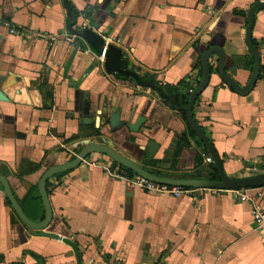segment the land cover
I'll use <instances>...</instances> for the list:
<instances>
[{"label":"crops","instance_id":"obj_1","mask_svg":"<svg viewBox=\"0 0 264 264\" xmlns=\"http://www.w3.org/2000/svg\"><path fill=\"white\" fill-rule=\"evenodd\" d=\"M259 1L264 2L68 0V5L80 22L121 50L129 71L186 100L203 80V54L212 51L210 82L195 102L194 116L226 176L239 179L264 174V77L242 93L254 67L246 42L248 14ZM69 23L64 0H0V90L8 98L0 101V176L8 179L26 215L36 222L43 215L40 193V199H30L43 173L74 160L90 144L109 146L166 178L212 175L215 165L205 164L206 148L191 135L182 111L133 78L107 72L69 32ZM252 40L262 69L264 10L255 14ZM117 112L121 121L143 116L146 122L139 133L113 129L111 115ZM151 141L158 146L153 158ZM94 160L100 165L88 164ZM109 164L120 166L92 154L47 184L53 216L45 232L72 242L82 264H264V232L253 218L252 202L234 200L230 190L195 189L178 198L146 192L108 176L103 165ZM243 190L264 208V187ZM31 254L43 264H78L70 245L28 230L0 184V264H37Z\"/></svg>","mask_w":264,"mask_h":264},{"label":"water","instance_id":"obj_2","mask_svg":"<svg viewBox=\"0 0 264 264\" xmlns=\"http://www.w3.org/2000/svg\"><path fill=\"white\" fill-rule=\"evenodd\" d=\"M64 8L67 12V16L70 20L68 25L69 32L83 40L90 50L94 52L97 56L101 55L105 46V39L97 31L92 28H88L87 25L79 21L78 12L74 11L69 5L68 0H64ZM264 10V2L259 1L255 3L249 10L248 14V26L246 30V42L248 50L254 59V67L251 74L249 84L245 90H242V93L247 94L253 91L256 86V83L260 77L261 73V55L258 52L257 48L253 44L252 40V31L255 21V14ZM78 26V29L74 27ZM212 51H208L203 54L202 64L204 68V75L201 84L198 88L192 93L188 105L185 107H179L176 105V98L170 96L164 92L162 87L158 84L150 81L141 80L134 72L128 70V62L122 58V52L120 49L116 48L114 45L110 44L107 46L106 60L104 63V69L107 72L113 74H122L127 77H131L136 82H138L142 87L150 88L156 92L168 102L169 107L173 110L182 111L186 113V118L190 129L196 134V136L203 143L204 147L207 149L211 155L215 168L219 174L220 180L214 181L212 177L208 174H204L201 180H188V179H172L152 174L139 164L131 161L120 153L116 152L114 149L109 146L102 144H90L86 146L83 151L72 161L67 162L62 165L54 166L47 169L41 176L38 182V188L40 197L43 202L45 214L44 218L40 222L33 221L30 219L24 212L22 206L19 204L18 200L15 197V194L12 190V187L7 178L0 176V184L2 185L6 197L10 204L12 205L14 211L16 212L19 219L22 223L30 230L35 237L50 238L57 241H63L65 244L70 245L76 253L78 264H82L80 253L77 247L67 239H63L58 235L50 234L45 232V229L50 225L52 221V208L48 198L47 184L51 178L54 176L70 172L78 168L84 160H86L92 154L103 155L110 160L116 162L121 167L126 170L131 171L132 173L144 177L153 182L166 184L170 186H181L190 189H209V190H234V189H249V188H262L264 187V174L250 176L239 179H230L226 176L222 160L216 151L213 144L210 142L208 136L204 132L201 126L198 125L195 116H194V105L196 100L202 95L205 89L208 87L211 77V70L209 68L208 59L211 56ZM235 73L234 69L231 70ZM0 101H8V98L0 90ZM86 115H88L89 108L88 105L85 106ZM146 120L143 116H140L135 122H133L131 117H125L121 121V113L117 112L111 115V128L113 129H122L126 128L131 133H139L141 128L144 126ZM148 147L150 149V157L153 158L158 146L154 142H149ZM31 256L36 260L37 264H43L41 257L35 254Z\"/></svg>","mask_w":264,"mask_h":264},{"label":"built area","instance_id":"obj_3","mask_svg":"<svg viewBox=\"0 0 264 264\" xmlns=\"http://www.w3.org/2000/svg\"><path fill=\"white\" fill-rule=\"evenodd\" d=\"M108 45L109 44L105 41L103 53L97 56L99 62L102 64H104L106 60V52ZM204 161L206 165H213L214 163L211 155L209 154L204 155ZM83 162H86V160H84ZM88 164L92 167H96L100 165V163L96 160L91 161ZM103 170L111 178L125 181L126 183L132 184L133 186L150 193L166 194L178 198L184 195H192L195 192V189H190L181 186H170L166 184L153 182L136 174H134V176H131L128 170L120 166L113 168V166H111L110 164L103 165ZM228 192L234 200L240 202L253 203L254 205L253 218L259 230H262L264 232V208L262 204L255 202V200L249 197L243 189H234Z\"/></svg>","mask_w":264,"mask_h":264},{"label":"trees","instance_id":"obj_4","mask_svg":"<svg viewBox=\"0 0 264 264\" xmlns=\"http://www.w3.org/2000/svg\"><path fill=\"white\" fill-rule=\"evenodd\" d=\"M254 46L257 48V44H256V43H254ZM261 77H264V65L262 66V69H261L260 78H261ZM165 93L168 94V95H175V96H177V97L179 98V101L176 102V105H177V106H179V107H185V106L188 105L189 100H186V98H184V97H183V96H182L177 90H172V89H170V88H166ZM166 102H167V101H166ZM181 114L183 115V118H184L186 124L188 125L187 118H186V113H185V112H181ZM190 131H191V135L194 136V137H196V134H195L192 130H190ZM183 140L186 141V137H185ZM198 141L201 143L200 140H198ZM205 152H206V154H208V152H207L206 149H205ZM128 172L130 173L131 176H134V173H132V172L129 171V170H128ZM149 172H151V171H149ZM151 173H152V174L159 175V174H157V173H155V172H151ZM63 174H65V173L58 174V175H56V176H54V177H59V176H61V175H63ZM159 176H161V175H159ZM210 176L212 177V180H214V181H219V180H220L219 174H218V172H217L216 169L214 170V173H213L212 175H210ZM30 199H31V200H33V199H40V197H39L38 186H34V187H33L32 192H30ZM27 216H28V215H27ZM28 217H29V216H28ZM43 218H44V210H43V215H42V217H40L39 220L42 221Z\"/></svg>","mask_w":264,"mask_h":264}]
</instances>
